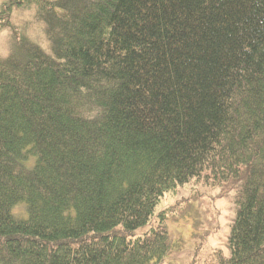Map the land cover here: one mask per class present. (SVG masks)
Masks as SVG:
<instances>
[{"label": "trees", "instance_id": "obj_1", "mask_svg": "<svg viewBox=\"0 0 264 264\" xmlns=\"http://www.w3.org/2000/svg\"><path fill=\"white\" fill-rule=\"evenodd\" d=\"M16 9L47 48L0 55V264H162L199 182L234 191L214 261L264 264V0H8L0 34Z\"/></svg>", "mask_w": 264, "mask_h": 264}, {"label": "rangeland", "instance_id": "obj_2", "mask_svg": "<svg viewBox=\"0 0 264 264\" xmlns=\"http://www.w3.org/2000/svg\"><path fill=\"white\" fill-rule=\"evenodd\" d=\"M6 1L8 0H0V9ZM30 11L31 13H25L16 9L13 12L11 18L15 28L0 34V55L7 54L10 44L5 35L10 36L12 32L28 33L35 42L47 48L43 27L35 21L34 13ZM180 191V195L163 197L155 209V214L158 215L166 208H173L181 197L195 199V206L186 211L185 218L180 219V223L169 225L173 251L162 264H218V260L213 259L216 251H222L225 257H230L228 237L230 225L236 216L234 191L211 189L201 182L192 186L188 184Z\"/></svg>", "mask_w": 264, "mask_h": 264}]
</instances>
